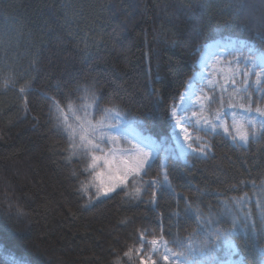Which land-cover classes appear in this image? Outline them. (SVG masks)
Instances as JSON below:
<instances>
[{"label":"trees","instance_id":"obj_1","mask_svg":"<svg viewBox=\"0 0 264 264\" xmlns=\"http://www.w3.org/2000/svg\"><path fill=\"white\" fill-rule=\"evenodd\" d=\"M260 36L264 0H0V264H140L143 256L164 264L148 242L188 237L195 223L187 204L206 213L241 197L237 210L253 213L264 235L257 207L264 203V138L242 147L222 129L206 135L191 127L210 147L204 157L189 156L188 164L167 158V183L139 196L121 186L86 206L79 188L92 180L88 160L68 159L67 136L49 112L52 100L79 103L77 85L94 81L101 109L120 108L159 142L170 135V105L197 71L200 46L229 38L264 53ZM231 60L218 56L211 68L226 73ZM261 95L264 88L253 109L264 107ZM160 163L145 181H162ZM241 247L248 264H264V246Z\"/></svg>","mask_w":264,"mask_h":264},{"label":"snow or ice","instance_id":"obj_2","mask_svg":"<svg viewBox=\"0 0 264 264\" xmlns=\"http://www.w3.org/2000/svg\"><path fill=\"white\" fill-rule=\"evenodd\" d=\"M259 38L264 39V36ZM225 39L228 42L216 41L214 45L200 46L202 55L194 65L199 71L188 82L179 103L170 105V135L159 142L151 136L137 133L134 137L136 144L121 147L122 143L131 142L128 139L129 131L142 122L136 118L129 119L127 113H122L115 106L101 109V97L95 92L94 81L77 85L76 91L81 93L79 103L61 105L52 100L50 116L57 130L67 136L68 159L83 156L88 160L85 171L92 180L82 182L79 188L81 195L88 197L86 206L108 197L121 186L132 185L134 194L139 196L145 187L155 188L158 183H167L164 160L172 152L164 146L169 142L179 149L180 157L187 156L189 150L200 154L210 151L206 142L187 131L188 127L203 131L206 135H215L222 129L233 144L240 146L264 138V107L252 108L253 95L264 88V53L244 41ZM210 46L216 48V56H233V60L228 61L226 73L223 67L217 68L215 63L209 70L210 57L203 53ZM245 51L247 55H244ZM235 53L239 55H234ZM252 75L255 76L254 81L250 80ZM220 81H223V85ZM197 83L199 88L195 86ZM228 86L231 87V92L225 105L224 94L229 92ZM27 90L29 89L21 88L20 92L23 94ZM260 98L264 99V95ZM245 100L248 101L247 104L244 103ZM217 103L219 108L212 111L211 106ZM190 110L191 116L186 115ZM226 117H230V125ZM178 128L180 132L177 131ZM181 133L184 135L183 143L180 141ZM193 144L198 147H193ZM161 151L164 153L163 158L160 156ZM157 159L161 160L159 167L162 181H145L143 177ZM243 200L244 197L231 202L220 201L218 210L209 209L206 213L199 206L187 204L185 213L194 221V231L188 237L173 241L153 239V253L162 249L164 264H248V260L241 255V245L264 246V235L258 233L253 213L241 214L237 210V205L242 206ZM257 207L260 209V222H264V203ZM223 224L231 226L221 227ZM253 236L257 239L253 240ZM170 243L174 245V249L169 247ZM261 256H264V247H261ZM232 257L239 259L234 260ZM152 264H158V261H153Z\"/></svg>","mask_w":264,"mask_h":264},{"label":"rangeland","instance_id":"obj_3","mask_svg":"<svg viewBox=\"0 0 264 264\" xmlns=\"http://www.w3.org/2000/svg\"><path fill=\"white\" fill-rule=\"evenodd\" d=\"M210 45H214V44H210ZM215 51H216V48H215ZM201 54H202V53H201ZM213 56H214V54L210 56V60H211V61H212ZM200 57H201V56H200ZM211 61H210V62H211ZM210 62H209V63H210ZM209 65H210V64H209ZM198 71H199V70H198ZM194 75H195V74H194ZM194 75H193V76H194ZM191 79H192V78H191ZM195 86H196L197 88L200 87L199 83H197ZM193 99L195 100L194 97H193ZM178 103H179V102H178ZM186 115L191 116V115L188 114V113H186ZM190 128H191V127H188V128H187V131L193 135V133H192V131L190 130ZM177 131L180 132V129L178 128ZM136 134H137V132L134 131L133 129L130 130L129 133H128V139H129V140L131 141V143H133V144H136V142H137L136 139L134 138V137L136 136ZM180 141H181V143L184 142V135H183L182 133H181V135H180ZM166 147H168V148L171 149L172 154H171L170 157H172V158H174V159H180V160H182V161H185V157H186V156H184V157H180V156H179V149L176 147V145H175L174 143L170 142ZM193 147H194V144H193ZM189 154H192V153L190 152V150H189ZM142 262H143V264H150V262H149L146 258H144V257L141 259V264H142Z\"/></svg>","mask_w":264,"mask_h":264},{"label":"bare ground","instance_id":"obj_4","mask_svg":"<svg viewBox=\"0 0 264 264\" xmlns=\"http://www.w3.org/2000/svg\"><path fill=\"white\" fill-rule=\"evenodd\" d=\"M214 53H215V50H213V48L209 47L206 49V51L203 54L210 57V55H213ZM185 91H186V89H185Z\"/></svg>","mask_w":264,"mask_h":264}]
</instances>
